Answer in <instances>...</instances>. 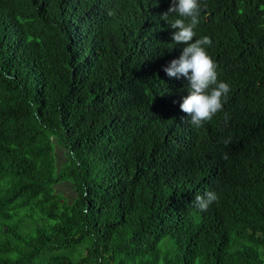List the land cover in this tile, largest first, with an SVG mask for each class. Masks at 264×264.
<instances>
[{
  "label": "trees",
  "instance_id": "16d2710c",
  "mask_svg": "<svg viewBox=\"0 0 264 264\" xmlns=\"http://www.w3.org/2000/svg\"><path fill=\"white\" fill-rule=\"evenodd\" d=\"M170 6L0 0V264H264V0H201L231 92L200 128L163 70Z\"/></svg>",
  "mask_w": 264,
  "mask_h": 264
},
{
  "label": "clouds",
  "instance_id": "9594fccd",
  "mask_svg": "<svg viewBox=\"0 0 264 264\" xmlns=\"http://www.w3.org/2000/svg\"><path fill=\"white\" fill-rule=\"evenodd\" d=\"M201 11V0H171V6L161 17L173 31V42L186 45L180 57L163 69L169 79L187 78L186 88L174 95L171 102L177 114L196 128L224 118L223 105L231 92L228 83L218 80L216 63L206 51L212 43L210 37L195 38ZM221 143L227 147L231 140L223 139ZM223 159H228L227 153ZM192 200L200 211H207L218 195L207 191L196 196L195 192Z\"/></svg>",
  "mask_w": 264,
  "mask_h": 264
},
{
  "label": "rangeland",
  "instance_id": "374dc122",
  "mask_svg": "<svg viewBox=\"0 0 264 264\" xmlns=\"http://www.w3.org/2000/svg\"><path fill=\"white\" fill-rule=\"evenodd\" d=\"M54 145L56 146L57 144L54 143ZM54 153H55V156H56L57 160H59V161L63 160L64 154H63V151H62L61 148H59V147L57 148V146H56L55 150H54ZM62 180H61L62 182L58 181L55 184V189L58 190V191L63 192L68 197L69 196H73L75 190L73 189L72 182L70 180H68V179L67 180L62 179Z\"/></svg>",
  "mask_w": 264,
  "mask_h": 264
}]
</instances>
